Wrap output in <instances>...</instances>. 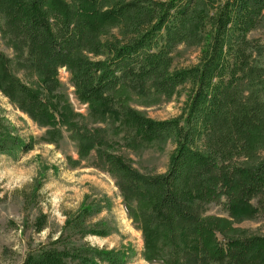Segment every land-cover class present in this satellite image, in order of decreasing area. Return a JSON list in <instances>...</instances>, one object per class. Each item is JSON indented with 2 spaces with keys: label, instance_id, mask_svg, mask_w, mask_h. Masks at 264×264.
Masks as SVG:
<instances>
[{
  "label": "trees",
  "instance_id": "1",
  "mask_svg": "<svg viewBox=\"0 0 264 264\" xmlns=\"http://www.w3.org/2000/svg\"><path fill=\"white\" fill-rule=\"evenodd\" d=\"M0 8L5 10L0 32L12 34L27 49L25 68L36 71L38 78L40 65L70 69L74 87L85 100L101 102L103 94L129 80L149 79L156 91L167 96H180L183 90L186 98L178 118L146 124L147 131L173 142L165 172L147 176L118 156L105 152L99 156L109 173L128 177L136 187L131 194L141 198L142 211L126 207L140 223L145 240L142 254L150 261L170 264L169 260L178 261L176 249L181 243L185 261L200 264L204 256L194 248L191 251L184 237L183 223L195 221L184 204L189 178L218 162L228 167L236 153L264 147V44L251 36L264 31V0H0ZM182 44L197 49L196 62L174 67V50ZM7 86L29 97L50 96L46 92L43 97L39 83L34 87L22 82L11 61L0 54V88L6 91ZM31 111L39 112L36 106ZM236 172L242 173L243 183L233 178L228 186L236 195L233 209L240 210L235 203L242 193L237 194L238 186L252 191L263 187L264 161L232 167L228 177ZM118 186L124 193L128 189L123 183ZM148 206L153 208L149 215L144 211ZM99 211L82 207L67 213L62 230L79 231L81 237L107 236V228L87 224ZM35 224L36 231L42 230L45 215L36 217ZM210 252L214 262L264 264V237L230 239L227 248L216 245ZM109 253L88 244L48 248L28 252L21 264L126 260Z\"/></svg>",
  "mask_w": 264,
  "mask_h": 264
},
{
  "label": "rangeland",
  "instance_id": "2",
  "mask_svg": "<svg viewBox=\"0 0 264 264\" xmlns=\"http://www.w3.org/2000/svg\"><path fill=\"white\" fill-rule=\"evenodd\" d=\"M4 13L0 8V21ZM251 36H258L264 44L263 30ZM0 54L11 61L22 82L34 87L39 83L43 97L50 95L34 98L10 91L9 86L6 91L0 88V264H21L28 252L84 244L126 258L122 264H165L142 254L145 240L140 223L126 207L142 211L141 198L131 194L136 187L128 177L107 171L99 152L118 156L140 174L165 172L173 142L166 135L157 137L147 131L146 124L178 118L186 98L183 90L180 96H167L156 91L149 79L129 80L103 94L101 102H90L74 87L70 69L40 65L38 78L36 71L25 68L27 49L12 34L0 32ZM197 54L196 48L179 45L174 50L173 66L192 65ZM33 106L39 110L37 115L31 111ZM260 161H264V147L236 153L228 167L218 162L189 178L184 204L195 221L183 223L184 237L191 251L194 248L204 256L200 264H225L211 261L210 251L216 245L227 248L230 239L264 237V185L256 191L238 186L237 194L242 193L235 203L240 210L233 209L236 195L228 186L233 185V178L243 183L242 173L228 177L232 167L241 169ZM119 183L128 187L125 193ZM82 207L100 209L87 224L107 228V236L81 237L79 231L62 230L66 214ZM144 211L149 215L153 208L148 206ZM40 215H45L46 226L36 231L35 219ZM183 250L180 243L178 261L168 262L189 264ZM96 263L107 264L99 259Z\"/></svg>",
  "mask_w": 264,
  "mask_h": 264
}]
</instances>
